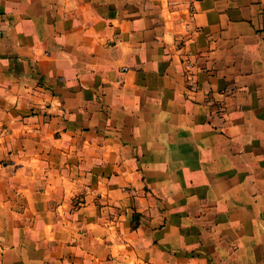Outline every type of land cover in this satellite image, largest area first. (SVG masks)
Returning a JSON list of instances; mask_svg holds the SVG:
<instances>
[{
	"label": "crops",
	"instance_id": "obj_1",
	"mask_svg": "<svg viewBox=\"0 0 264 264\" xmlns=\"http://www.w3.org/2000/svg\"><path fill=\"white\" fill-rule=\"evenodd\" d=\"M0 264H264V0H0Z\"/></svg>",
	"mask_w": 264,
	"mask_h": 264
}]
</instances>
